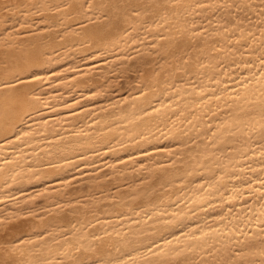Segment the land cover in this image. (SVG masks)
<instances>
[{
	"label": "bare ground",
	"instance_id": "6f19581e",
	"mask_svg": "<svg viewBox=\"0 0 264 264\" xmlns=\"http://www.w3.org/2000/svg\"><path fill=\"white\" fill-rule=\"evenodd\" d=\"M262 60L264 0H0V264H264Z\"/></svg>",
	"mask_w": 264,
	"mask_h": 264
},
{
	"label": "snow or ice",
	"instance_id": "6c2138e0",
	"mask_svg": "<svg viewBox=\"0 0 264 264\" xmlns=\"http://www.w3.org/2000/svg\"><path fill=\"white\" fill-rule=\"evenodd\" d=\"M201 6H203V5H201ZM261 63H264V60H262ZM262 74H264V73H262ZM262 176H264V173H262ZM221 178H222V177H221ZM258 182H259L262 186H264V179H259Z\"/></svg>",
	"mask_w": 264,
	"mask_h": 264
}]
</instances>
